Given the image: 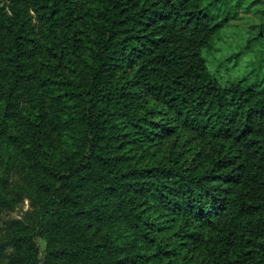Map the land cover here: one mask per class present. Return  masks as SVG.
<instances>
[{
	"label": "trees",
	"instance_id": "obj_1",
	"mask_svg": "<svg viewBox=\"0 0 264 264\" xmlns=\"http://www.w3.org/2000/svg\"><path fill=\"white\" fill-rule=\"evenodd\" d=\"M237 15L0 0V264H264V71L209 67Z\"/></svg>",
	"mask_w": 264,
	"mask_h": 264
},
{
	"label": "rangeland",
	"instance_id": "obj_2",
	"mask_svg": "<svg viewBox=\"0 0 264 264\" xmlns=\"http://www.w3.org/2000/svg\"><path fill=\"white\" fill-rule=\"evenodd\" d=\"M232 3L238 5L237 19L222 30L209 66L212 71H217L225 78L264 71V65L257 68L264 60V39H255L264 24V0H232ZM246 48V55L240 58L239 53ZM32 211L29 200L23 198L11 212L0 214V237L1 234H6V222L20 219Z\"/></svg>",
	"mask_w": 264,
	"mask_h": 264
}]
</instances>
